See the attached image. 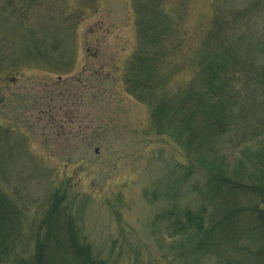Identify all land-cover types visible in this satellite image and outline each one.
I'll return each mask as SVG.
<instances>
[{
    "label": "rangeland",
    "instance_id": "374dc122",
    "mask_svg": "<svg viewBox=\"0 0 264 264\" xmlns=\"http://www.w3.org/2000/svg\"><path fill=\"white\" fill-rule=\"evenodd\" d=\"M141 3L0 0L10 61L32 62L0 82V191L22 211L15 216L26 236L52 217L48 202L64 188L69 224L106 264H264V215L246 210L261 197L217 184L205 172L186 174L182 149L156 135L149 107L124 91ZM164 4L169 23L197 32L195 43L219 14L227 43H233L234 31L248 32L238 48L242 56L247 45L264 42V0ZM31 35L44 36L40 49L32 47ZM213 39L215 48L222 46ZM188 60L167 65L162 83L174 88L193 77L197 67ZM250 61L264 64V57L255 53ZM69 63L65 72L48 68ZM238 132L217 135L223 151L233 153L226 174L252 190L264 188V135L238 145ZM239 160L244 166H237ZM197 214V223L187 224V215ZM178 222L186 229L178 231Z\"/></svg>",
    "mask_w": 264,
    "mask_h": 264
},
{
    "label": "trees",
    "instance_id": "16d2710c",
    "mask_svg": "<svg viewBox=\"0 0 264 264\" xmlns=\"http://www.w3.org/2000/svg\"><path fill=\"white\" fill-rule=\"evenodd\" d=\"M164 1L141 0L142 5L135 9L137 45L125 65L122 77L124 91L149 107L153 132L167 136L171 144L182 149L180 154L188 164L186 174L205 172L217 184L222 181L231 184L233 190L249 189L261 199L254 209L247 207L246 210H258L263 217L264 188L257 186L260 189L252 190L239 178L232 179L226 174L233 153L223 151L224 139L220 137V141L217 135L240 131L242 136L236 141L238 145L264 135V64L250 61L255 53L264 57V42L260 46L247 45L246 55L242 56L238 48L244 47L241 43L248 32L234 31L233 43H227L229 31L224 25L225 19H221L219 14L213 28L195 43L197 32H189L167 21ZM1 24L0 82L4 77L21 74L20 66L32 64L10 61V35ZM42 37L38 40L36 35H31L29 38L34 40L32 47L40 49L44 42ZM214 37L222 40V46L215 48L213 42L217 39ZM187 60L197 67L193 77L174 88L165 86L162 77L167 75V65L179 61L184 64ZM46 61L51 63V59ZM34 64L41 66L39 62L34 61ZM71 66L69 63L68 66L48 65V68L65 72ZM49 116L51 118L52 114ZM239 161L237 166H244V162ZM63 190L56 191L55 199L48 202L46 213L50 212L52 217H44L43 224L38 226L40 228L35 232L30 229L26 236L20 230L21 218L15 216L22 211L12 206L0 191V264H56L58 254L61 264H106L91 245L84 242L85 238L77 235L72 223L69 224L68 210L64 207L67 193ZM232 200L238 202L236 196ZM243 210L241 207L236 213H243ZM251 214L250 217L262 219L255 213ZM198 219L199 214L187 215V224H195ZM240 220L236 222L238 228L243 224ZM185 229L186 225L178 222V231ZM257 229L260 227L256 225ZM261 229L264 230V225ZM56 230H61L60 236L55 235Z\"/></svg>",
    "mask_w": 264,
    "mask_h": 264
}]
</instances>
